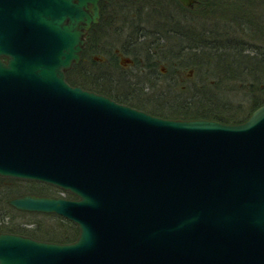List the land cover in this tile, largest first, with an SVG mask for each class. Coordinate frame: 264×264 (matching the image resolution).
<instances>
[{
	"label": "water",
	"instance_id": "obj_1",
	"mask_svg": "<svg viewBox=\"0 0 264 264\" xmlns=\"http://www.w3.org/2000/svg\"><path fill=\"white\" fill-rule=\"evenodd\" d=\"M98 3L0 0V178L76 198L8 204L78 229L0 233V264H264V105L238 125L163 120L70 86Z\"/></svg>",
	"mask_w": 264,
	"mask_h": 264
},
{
	"label": "trees",
	"instance_id": "obj_2",
	"mask_svg": "<svg viewBox=\"0 0 264 264\" xmlns=\"http://www.w3.org/2000/svg\"><path fill=\"white\" fill-rule=\"evenodd\" d=\"M120 1L100 0L99 23L87 32L81 62L66 74L70 85L163 120L202 119L238 125L264 105V0H196L190 9L176 0H146L150 3L147 13H136L137 7L132 21L127 14L132 11ZM106 10H112L115 27L107 22ZM127 23L135 38L99 45L110 28H123ZM115 50L133 62L131 71L119 65ZM97 54L104 56V63L93 61ZM178 60L194 76L192 85L179 95L172 78L167 82L159 73L160 64L172 67ZM139 86L154 91V102L139 103ZM25 183L29 188L26 195L75 199L68 193L60 197L48 185ZM10 196L9 192L0 194V233L43 243L76 240L74 224L55 215L18 212L9 206ZM48 219L55 223L48 224Z\"/></svg>",
	"mask_w": 264,
	"mask_h": 264
},
{
	"label": "rangeland",
	"instance_id": "obj_3",
	"mask_svg": "<svg viewBox=\"0 0 264 264\" xmlns=\"http://www.w3.org/2000/svg\"><path fill=\"white\" fill-rule=\"evenodd\" d=\"M132 1H133L132 3H131V0H129V2H127V0L126 1H123V0L120 1L122 3V5L129 7V10L132 11L130 14L127 13L128 16L130 17V21H132L131 17L136 18L135 10H138V9H136L137 7L139 8V10L136 11V13H138V12H140L141 14L147 13L146 6L150 4V3L148 4V1L146 2V0H132ZM139 6H141V7H139ZM106 11H107V13H105V18L109 20L107 22H110L111 26L115 27V24L113 22L114 18H112V17H114L113 12H111L112 10L111 11L106 10ZM133 12H134V14H133ZM129 24L127 23L125 26L122 25L123 28H120L117 26H116V28H110L108 33H105L106 31H104L103 33H105V34H104L103 39L106 41L105 42H104V40L100 41L99 45L101 46L102 44H106L109 46L111 44H117V42H120V41H124V40L129 41V39L135 38L136 35L133 34V31H132L133 29L130 28ZM117 31H118V33L115 34V32H117ZM149 40L150 41L153 40L152 36H150ZM159 43H161V41H159ZM98 48H101V47H98ZM160 56L161 55H159V57ZM93 57H95L97 59L104 60L103 62L95 61V62H97V64L105 62V58L102 54H99V55L97 54V56H93ZM144 63H147V62L145 61ZM142 64H143V62H142ZM142 66L145 67L146 64H143ZM131 68H133V65L132 66L129 65L125 69L131 71L130 70ZM160 68L163 71V73L161 71H159V73L165 77V80L167 82L170 81L168 79L172 78V81H171L172 85L178 91L177 92L178 95L181 92V90L187 89L193 83V79H194L193 72L188 73L190 70L184 69L182 67V65H180L179 60L176 61V65H173L172 67H169V65L160 64ZM154 77H156V79L160 78L156 74L154 75ZM154 79L155 78H152L151 80H154ZM165 80L163 79V81H165ZM166 81H165V83H162V86H165V87L167 86ZM137 89L140 91L139 92L140 95L138 96V98L140 100V102H139L140 104H142V105H144V103L147 104L148 102H145V101H150V102L153 101L154 102V100H155L154 95L155 94L153 93L154 92L153 90L147 89V86H143V87L139 86ZM182 97H184V96H182ZM136 103H138V102H136ZM27 190H29V188L26 185V183L23 181L19 182L18 180L4 179V181L0 182V194L3 193V195H4V193L9 192V194L11 195L10 197H12L11 199L18 198L20 196L22 197V195L28 194ZM55 193H57V195H59V192L55 191ZM11 199H9V200H11ZM46 222L48 224L52 225L53 223H55V220L48 219V220H46Z\"/></svg>",
	"mask_w": 264,
	"mask_h": 264
},
{
	"label": "flooded vegetation",
	"instance_id": "obj_4",
	"mask_svg": "<svg viewBox=\"0 0 264 264\" xmlns=\"http://www.w3.org/2000/svg\"><path fill=\"white\" fill-rule=\"evenodd\" d=\"M86 38H87V35H86ZM86 38H85V42H86ZM86 45V44H85ZM115 54L117 55V57H118V60H119V62L123 59V58H126V57H124L118 50H115ZM119 65H120V63H119ZM130 65V63L129 64H126L125 66H123V65H120L122 68H127L128 66ZM131 66V65H130ZM161 72L163 73V71L161 70Z\"/></svg>",
	"mask_w": 264,
	"mask_h": 264
}]
</instances>
